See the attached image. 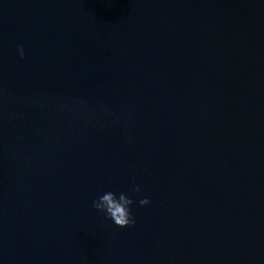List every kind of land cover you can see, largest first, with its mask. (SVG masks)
Masks as SVG:
<instances>
[{"label":"water","instance_id":"1","mask_svg":"<svg viewBox=\"0 0 264 264\" xmlns=\"http://www.w3.org/2000/svg\"><path fill=\"white\" fill-rule=\"evenodd\" d=\"M0 264H264V0H0Z\"/></svg>","mask_w":264,"mask_h":264},{"label":"clouds","instance_id":"2","mask_svg":"<svg viewBox=\"0 0 264 264\" xmlns=\"http://www.w3.org/2000/svg\"><path fill=\"white\" fill-rule=\"evenodd\" d=\"M18 52L21 57L26 55L23 46L18 48ZM133 191L139 193L141 189L137 185L133 188ZM92 203L95 209L105 212L115 225L121 228L135 225L136 223L130 207L134 201L127 193L121 192L117 196L116 193L108 191ZM149 203L150 199L147 197L139 200L141 206L148 205Z\"/></svg>","mask_w":264,"mask_h":264}]
</instances>
